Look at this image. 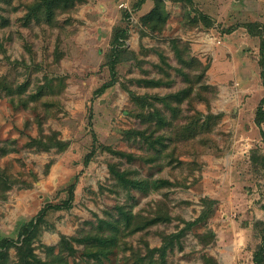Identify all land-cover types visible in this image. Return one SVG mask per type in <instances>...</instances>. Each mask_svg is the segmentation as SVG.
Here are the masks:
<instances>
[{"label":"rangeland","instance_id":"1","mask_svg":"<svg viewBox=\"0 0 264 264\" xmlns=\"http://www.w3.org/2000/svg\"><path fill=\"white\" fill-rule=\"evenodd\" d=\"M138 1L77 0L48 23L43 11L28 20L33 0H0V148L9 151L0 150V239H17L45 205L73 191L70 208L46 213L34 242L42 259L43 245L62 234L90 233L115 235L111 252L99 261L88 252L105 245L73 241L69 264H165L157 249L168 242L166 264H255L264 246V122L255 120L264 85L260 37L246 24L259 23L264 36V0H164L167 18L157 28L143 20L155 0ZM191 59L206 66L200 80ZM190 86L181 103L151 100ZM155 108L173 122L150 126L143 117ZM54 132L65 148L43 147ZM110 164L168 183L128 191ZM228 228L238 235L233 250ZM10 253L19 264L16 249Z\"/></svg>","mask_w":264,"mask_h":264},{"label":"trees","instance_id":"2","mask_svg":"<svg viewBox=\"0 0 264 264\" xmlns=\"http://www.w3.org/2000/svg\"><path fill=\"white\" fill-rule=\"evenodd\" d=\"M77 0H33L32 5L29 7L28 12V20H30V17L37 14L39 11H43L45 18L48 23H51L53 19L55 18V15L57 11L62 10V8L66 9L67 7H70L74 4V2ZM173 1H188L192 2L193 0H173ZM145 2V0H139L137 5H141ZM201 18L209 19V17L204 14L200 13ZM166 14H165V5L164 0H155V5L153 9L148 13L146 16H144L143 20L145 22L149 21H157L153 27H158L159 22L166 20ZM197 20V19H196ZM210 25V24H208ZM248 30L253 35H258L260 37V60L259 64L261 67V77H262V84L264 85V36H263V30L259 29L260 25L257 22H249L246 24ZM125 31H121L119 33L115 34L114 42L119 45L123 42L122 39L125 38L124 34ZM118 51L116 47L113 49L112 59H110L109 65L110 69L112 71V75H115V63L117 62L116 54L115 52ZM115 56V57H114ZM181 56V55H179ZM193 62H196L198 66L200 67V72L198 75H196L197 80H200V78L204 75V71L206 70V66H203L198 61L191 59ZM186 76V75H185ZM189 77V76H188ZM142 83H144L147 87H158L164 83V81L160 79H142ZM114 84V79L110 80V82L104 83L98 90L97 93L103 92L110 88ZM192 87L190 86L188 89H183L181 91H178L173 94L166 95L164 97H159L157 95L152 96L151 100H167L172 98L176 103H181L184 100L188 98L189 93L191 92ZM132 96L134 97V100L139 101H146L149 100L146 97L142 96H136L135 93L132 92ZM157 107V106H156ZM178 112L174 113V116L177 115ZM143 120H147L150 126H154L156 130H161L165 126H169L170 122H173L170 118H165V115L163 114L161 108H155L153 112H149L148 115L143 117ZM255 120L257 124L260 126L262 122H264V96L260 100V104L256 109V117ZM155 123L154 125H152ZM57 133L54 132L53 135L49 137V142L44 143L43 147L46 149L48 147L58 146L61 149L65 148L66 142H63L59 139H57ZM126 135H133V134H140L141 136L144 135V132L142 130H133L128 129L125 131ZM261 134L264 137V130L261 129ZM164 135V134H162ZM160 142H162V137H157ZM1 154H7L9 151L5 149L4 147L0 148ZM116 152V151H114ZM92 152L88 154V158L92 156ZM122 155L128 156V158H132V154L130 153H122ZM149 160V159H148ZM155 160V157L151 158V161ZM110 172L113 174V176L120 182V184L127 189L128 191L132 190H139V191H150V189L159 188L163 184H167L168 181L163 178H159L158 180L153 179H146V178H138V177H132L129 175L128 171L121 170L117 167L115 164L109 165ZM73 191H70V196L68 199L62 201L58 204L50 203L48 205H45L41 211L32 219H30L27 223H25L18 233V238L13 239L9 237H5L0 239V264H14V260L11 257L10 249L15 248L16 249V258L17 263L19 264H69V257L72 255H75V253L78 251L76 248H74L71 244V242L76 241L78 243H83L86 245L95 244V243H101L102 245H105L101 247L100 250H97V252L90 251L88 252L89 257L97 258L99 261H103L99 254H104L105 256H108V254L111 252V247L107 246L109 244H113L115 242V235L111 236H105V235H93L90 233L84 234V236L81 237H68L67 235L62 234L59 240V243L54 246L49 245H43L44 246V252H45V259H42L35 253V246L34 242L36 239H38L42 233L43 225L46 223V213L50 209H68L71 206V201L73 199ZM216 201H211L213 204ZM122 208V207H121ZM207 213V209H204L197 221L186 222V228H190L194 224H196L198 221H200L204 215ZM123 219L126 221L127 224L130 223V215L128 210H124L122 208V211L120 212ZM154 221L157 219H153ZM110 223V225H113V227L116 225L114 221H105ZM146 224V223H145ZM139 227V226H138ZM182 229L180 233H184V230ZM171 245V242H168L160 247L159 250L161 252V262L167 263L166 260V251ZM254 263L255 264H263L264 263V246H260L259 249L256 251L254 255ZM94 264V263H93Z\"/></svg>","mask_w":264,"mask_h":264},{"label":"crops","instance_id":"3","mask_svg":"<svg viewBox=\"0 0 264 264\" xmlns=\"http://www.w3.org/2000/svg\"><path fill=\"white\" fill-rule=\"evenodd\" d=\"M224 228H227V227H224ZM230 230V228H228V229H224V234H223V236L225 237V238H227V239H229L231 236H232V234H231V232L229 231ZM221 237H222V235H221ZM223 237V239L224 240H226L225 238ZM238 237V235L237 236H233V237H231L230 239L231 240H229V244H230V250H233L234 249V247H236L237 245L236 244H238V240L236 239ZM225 258V257H224Z\"/></svg>","mask_w":264,"mask_h":264}]
</instances>
